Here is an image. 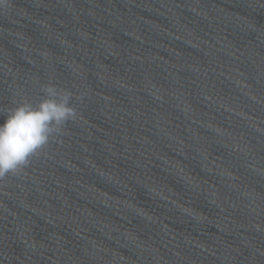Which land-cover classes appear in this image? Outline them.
<instances>
[{
	"label": "water",
	"instance_id": "obj_1",
	"mask_svg": "<svg viewBox=\"0 0 264 264\" xmlns=\"http://www.w3.org/2000/svg\"><path fill=\"white\" fill-rule=\"evenodd\" d=\"M49 85L0 264H264V0H0V123Z\"/></svg>",
	"mask_w": 264,
	"mask_h": 264
},
{
	"label": "clouds",
	"instance_id": "obj_2",
	"mask_svg": "<svg viewBox=\"0 0 264 264\" xmlns=\"http://www.w3.org/2000/svg\"><path fill=\"white\" fill-rule=\"evenodd\" d=\"M43 91L47 98L38 107L20 104L0 123V177L27 164L29 157L48 143L54 131L75 117L70 93H60L51 85Z\"/></svg>",
	"mask_w": 264,
	"mask_h": 264
}]
</instances>
